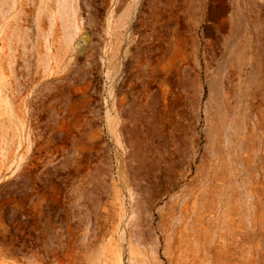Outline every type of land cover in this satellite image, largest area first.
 <instances>
[{"label":"rangeland","instance_id":"obj_1","mask_svg":"<svg viewBox=\"0 0 264 264\" xmlns=\"http://www.w3.org/2000/svg\"><path fill=\"white\" fill-rule=\"evenodd\" d=\"M0 264H264V0H0Z\"/></svg>","mask_w":264,"mask_h":264}]
</instances>
